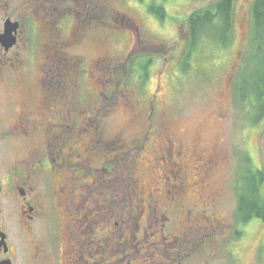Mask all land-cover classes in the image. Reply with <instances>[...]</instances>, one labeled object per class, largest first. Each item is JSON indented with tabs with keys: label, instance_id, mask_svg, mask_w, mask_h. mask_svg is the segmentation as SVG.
<instances>
[{
	"label": "rangeland",
	"instance_id": "1",
	"mask_svg": "<svg viewBox=\"0 0 264 264\" xmlns=\"http://www.w3.org/2000/svg\"><path fill=\"white\" fill-rule=\"evenodd\" d=\"M111 1L113 10L99 8L94 18L103 29L65 50L70 61H81L83 77L79 95L66 98L76 128L67 130L70 145L87 147L88 167L111 171L105 178L85 173V195L103 214H94L82 255L91 252V264H264V223L238 215L244 168L264 169V117L255 124L254 98L238 97L254 69L264 74L255 0H234L229 46L202 42L185 71L189 17L216 0ZM162 6L164 20L151 9ZM132 57L153 59L146 81ZM23 100L4 97L0 115L13 119ZM170 151L188 183L180 207L169 194L179 190Z\"/></svg>",
	"mask_w": 264,
	"mask_h": 264
},
{
	"label": "flooded vegetation",
	"instance_id": "2",
	"mask_svg": "<svg viewBox=\"0 0 264 264\" xmlns=\"http://www.w3.org/2000/svg\"><path fill=\"white\" fill-rule=\"evenodd\" d=\"M113 3L0 0V113L4 97L24 99L14 106L13 119L0 115V264H91V252L82 255L83 236L91 232L94 214L103 212H94L100 204L85 195L83 180L99 173L110 177L111 171L88 167L82 154L88 155L87 147L70 145L67 130L76 128L68 123L66 98L79 95L83 77L81 61H70L65 50L81 43L83 34L103 29L94 18ZM170 154L181 191L172 188L169 194L178 206L188 183ZM130 177V191L137 194Z\"/></svg>",
	"mask_w": 264,
	"mask_h": 264
},
{
	"label": "trees",
	"instance_id": "3",
	"mask_svg": "<svg viewBox=\"0 0 264 264\" xmlns=\"http://www.w3.org/2000/svg\"><path fill=\"white\" fill-rule=\"evenodd\" d=\"M151 9L152 13L156 14L160 20L165 19L166 12L163 6L152 7ZM233 23L234 0H216L207 7L193 12L188 20L189 41L182 63V70L185 71L190 68L194 51L202 42L206 43L209 40L214 45L227 48L232 40ZM254 35L257 52L259 54L264 53V0H255ZM258 60V66L262 65L264 67V54L260 55ZM134 62L136 66H134ZM152 62V58L139 61V57H132L130 61L132 66L136 67L135 72L139 71L141 78L145 81L148 68ZM257 72L254 69L250 75L252 81H246L240 86L241 94L238 96L242 102H246L248 99L251 101L253 100L251 98H254L253 107L256 111L254 114H257L254 120L255 124L259 123L264 117V74L258 75ZM245 90L247 93H245ZM263 187L264 169L252 171L251 168L246 169L245 167L239 187L238 215L241 222L246 223L251 219L258 218L264 223Z\"/></svg>",
	"mask_w": 264,
	"mask_h": 264
}]
</instances>
